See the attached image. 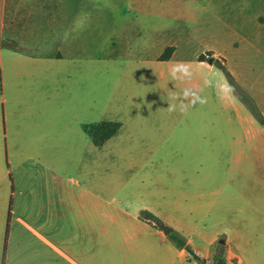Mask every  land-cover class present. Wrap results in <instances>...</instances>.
<instances>
[{
	"label": "crops",
	"instance_id": "0c3cea01",
	"mask_svg": "<svg viewBox=\"0 0 264 264\" xmlns=\"http://www.w3.org/2000/svg\"><path fill=\"white\" fill-rule=\"evenodd\" d=\"M56 4L57 16L49 20L43 17L51 11L49 0H0V264H197L162 229L142 219L143 211L186 235L200 258L208 259L220 244L226 263L244 264L236 250L238 236L264 233V180L224 184L203 164L200 170L193 165L171 170L167 183L147 186L142 180L96 178L94 153L123 129L120 122L102 121L121 126L100 145L93 136L99 124L91 116L96 26L90 12L96 0ZM80 5L88 13L80 14ZM186 14L183 22L191 23ZM196 25L180 34L177 25L148 20L138 36L146 26V33L169 37L158 61L189 68L187 86L195 95L189 114L181 117L200 124L208 148L199 150L226 146L238 156L264 153V126L222 77L213 84L219 77L214 61L224 57L230 66L232 58L208 49L204 28ZM242 40L256 45L246 36ZM203 42L199 51H191ZM186 50L189 60H177ZM207 52L212 57L200 59ZM234 62L235 69L221 63L264 115V83ZM216 107H232L234 113L216 115ZM193 235L202 236L206 247Z\"/></svg>",
	"mask_w": 264,
	"mask_h": 264
},
{
	"label": "rangeland",
	"instance_id": "374dc122",
	"mask_svg": "<svg viewBox=\"0 0 264 264\" xmlns=\"http://www.w3.org/2000/svg\"><path fill=\"white\" fill-rule=\"evenodd\" d=\"M56 1L49 0L51 11L44 18L52 20L57 16ZM79 8L80 14L89 11L83 9V5ZM90 13L95 16L96 26L95 59L91 70V116L94 123L115 121L123 124L118 137L94 153L98 180H142L146 186L157 180L167 183L169 171L186 165L200 170V164L214 169L212 176H218L224 184L238 179L264 180V153L238 156L226 146L224 151L209 150L207 153L199 150L208 148L199 134L200 124L181 117L189 114L190 99L195 95L194 90L187 86L192 77L189 68L176 69L158 61L159 51L165 50L169 37L162 33H146V26L144 34L138 36L143 22L148 20L158 26L163 23L177 25L180 34H183L185 26L201 25L208 49L226 51V55L232 58L230 66L224 57L217 60L229 69H235L234 60L238 64L243 63L242 67L246 66L253 72L251 78L264 83V0H96L95 9L91 8ZM185 13L192 17L191 23L183 22ZM244 36L254 39L256 45L243 42ZM214 37L219 43L213 40ZM235 42L239 45L236 46ZM202 46H205L204 42L196 43V46H191V51H199ZM172 49L168 47L167 51L172 52ZM205 57L211 58L212 53L207 52ZM189 58L186 50L177 60L187 61ZM217 70L219 77L215 75L212 78L213 84L222 82V77L232 86L224 70L220 67ZM233 91L253 114L234 88ZM214 111L216 115L223 116L228 111L234 113L232 107H216ZM175 117L177 119L173 121ZM176 146L183 148L175 151ZM252 164L256 167L253 168ZM240 165L242 167L238 171ZM192 237L206 247L202 236ZM238 240L236 250L244 257V264H264L263 232L247 231L238 236ZM223 253L222 245L215 244L205 260L209 264H218L214 262L215 256H223Z\"/></svg>",
	"mask_w": 264,
	"mask_h": 264
},
{
	"label": "trees",
	"instance_id": "16d2710c",
	"mask_svg": "<svg viewBox=\"0 0 264 264\" xmlns=\"http://www.w3.org/2000/svg\"><path fill=\"white\" fill-rule=\"evenodd\" d=\"M205 58L206 57L204 55L200 56V59H205ZM214 63L216 64V66L224 70L238 96L249 105L250 109L252 110L257 120L264 126V115L262 114L256 103L252 100V98L249 95H247L241 89V87L236 83L234 77L221 62L214 61ZM120 126H121L120 123H115V122H102L97 124V126L95 127V131L93 132V136L96 140L97 145H100L106 139L110 138L114 133L118 131ZM140 216L142 219L148 221L157 228L162 229V226L164 225V222L158 216L152 214L149 211H143ZM168 237L178 247L185 248L192 255L194 260L197 261V264H209L205 259L200 258L196 253H194V251L192 250L191 246L188 244V241L186 240L185 237L181 236L174 230L172 233L168 235ZM214 262H217L218 264H227L221 254L215 256Z\"/></svg>",
	"mask_w": 264,
	"mask_h": 264
},
{
	"label": "water",
	"instance_id": "95a60500",
	"mask_svg": "<svg viewBox=\"0 0 264 264\" xmlns=\"http://www.w3.org/2000/svg\"><path fill=\"white\" fill-rule=\"evenodd\" d=\"M162 230L166 235H169L170 233L173 232V228L168 226V225H163ZM221 243H224V241H221Z\"/></svg>",
	"mask_w": 264,
	"mask_h": 264
}]
</instances>
